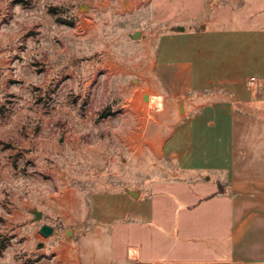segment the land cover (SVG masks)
I'll use <instances>...</instances> for the list:
<instances>
[{"label":"rangeland","instance_id":"374dc122","mask_svg":"<svg viewBox=\"0 0 264 264\" xmlns=\"http://www.w3.org/2000/svg\"><path fill=\"white\" fill-rule=\"evenodd\" d=\"M213 1L228 0H205L198 19ZM200 2L0 0V264L74 261L93 194L194 177L160 154L170 119L145 115L143 103L162 89L160 46H173L177 23L197 22L183 13ZM208 209L196 217L204 232Z\"/></svg>","mask_w":264,"mask_h":264},{"label":"crops","instance_id":"0c3cea01","mask_svg":"<svg viewBox=\"0 0 264 264\" xmlns=\"http://www.w3.org/2000/svg\"><path fill=\"white\" fill-rule=\"evenodd\" d=\"M177 26L152 62L172 126L160 154L194 177L93 194V226L66 264H264V0L213 1Z\"/></svg>","mask_w":264,"mask_h":264},{"label":"bare ground","instance_id":"6f19581e","mask_svg":"<svg viewBox=\"0 0 264 264\" xmlns=\"http://www.w3.org/2000/svg\"><path fill=\"white\" fill-rule=\"evenodd\" d=\"M147 96V101L143 103V110L145 115L150 116L152 111H159L163 108V98L155 92H150ZM131 252L134 254L135 251L131 249Z\"/></svg>","mask_w":264,"mask_h":264},{"label":"water","instance_id":"95a60500","mask_svg":"<svg viewBox=\"0 0 264 264\" xmlns=\"http://www.w3.org/2000/svg\"><path fill=\"white\" fill-rule=\"evenodd\" d=\"M176 30H183V27L181 26H177L176 27ZM128 36L132 39H138L140 37V31L139 30H136L132 33H128ZM147 94L144 95V99H147ZM31 212L33 213L34 215V220H37L41 217V212L39 210H36V209H32ZM38 232L44 236V237H47L49 235L52 234L53 232V227L49 224H41L39 229H38ZM69 233V232H68Z\"/></svg>","mask_w":264,"mask_h":264},{"label":"built area","instance_id":"2783aa9c","mask_svg":"<svg viewBox=\"0 0 264 264\" xmlns=\"http://www.w3.org/2000/svg\"><path fill=\"white\" fill-rule=\"evenodd\" d=\"M255 81V78L253 76H251L249 79H248V84L249 85H252Z\"/></svg>","mask_w":264,"mask_h":264},{"label":"trees","instance_id":"16d2710c","mask_svg":"<svg viewBox=\"0 0 264 264\" xmlns=\"http://www.w3.org/2000/svg\"><path fill=\"white\" fill-rule=\"evenodd\" d=\"M73 22H69L70 25H72Z\"/></svg>","mask_w":264,"mask_h":264}]
</instances>
